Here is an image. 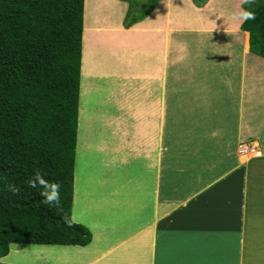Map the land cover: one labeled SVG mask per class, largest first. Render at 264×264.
<instances>
[{
	"label": "crops",
	"instance_id": "crops-1",
	"mask_svg": "<svg viewBox=\"0 0 264 264\" xmlns=\"http://www.w3.org/2000/svg\"><path fill=\"white\" fill-rule=\"evenodd\" d=\"M185 1L189 3V8L181 0L179 1L182 3H179L180 8L185 11L193 10L192 12L187 11L193 22L192 28L176 27L177 29H174L169 22L168 25H162V17L155 16L153 13L161 3L168 2L167 6L172 8V4L178 3V0H158L151 11L152 15L129 28H125L121 20L118 26L108 24L90 29L85 26L84 13L82 47L88 45L84 49V55L87 49L101 50L104 53L105 51L106 53L127 51V54L137 51L142 58L136 60L140 63L137 71L130 74L127 70L126 76L122 72V75L112 72L98 73L92 68H89L86 73L84 71L81 73L83 85L81 88L83 90L89 87V92H92V89L97 86L98 81L100 85L103 80L108 83L112 81L119 83L116 90L110 93V96L114 95L110 101L115 103V109L113 112L105 111L104 115L108 116L113 113L114 116H118L119 120L116 122L120 129L116 122L114 124L109 122L111 126L115 127V130L108 135L110 139L112 136H122V138H118V143H111V139L110 144L95 146L94 155L100 165L90 167L93 170L91 175L98 176V178H94L96 181L102 178L107 179L108 182L101 187L99 196L96 194L99 185L90 189L86 185L87 190L83 194L86 196V200L82 199L81 192L77 191V178L74 181L72 220L90 231L92 234L91 243L85 247L41 246L40 249H45L46 252L49 250L50 264H155L157 256L161 258L160 264H173L181 259L183 264L186 262L187 264H243L245 260H247L245 264H264V226L259 225L260 222L253 221L255 208L248 209L253 191L258 192L257 195L261 194L259 202L264 206V141L262 137L260 135L252 136L259 140L255 144L262 152L261 157L257 160L251 159L249 155L240 154V148H236V155L245 166L239 173L243 189L236 191V201L227 203L225 212L218 208L221 198H226L227 202L232 200L227 196L233 191H227L224 196L218 191L219 185L216 186V183V190L213 184L211 194L205 193L208 195V199L206 196L201 199V187L194 193L193 190L192 193L188 192L187 195H183V190L188 189L183 186L184 189L181 191L182 183H185L188 188L191 185L187 179L180 177L178 179L177 172L179 170L171 166L168 161L171 158L168 155L170 153V123L173 122H177V129H180V135H182L179 139L183 140L185 150L187 152H191L190 149L195 150V153H191L195 159L204 158L226 162L230 160L233 151L235 152L234 146L238 147L237 145L247 140L242 137L241 127L235 131H229L227 128H224L227 129L226 131L220 129V125L216 122L219 121L217 114L221 113L222 108L221 99L218 98L219 92L209 86L212 82L205 77H195V73L190 74L191 77L188 75L187 72L190 69L187 68L186 61L191 58L190 44H185L189 49L180 47L184 43L179 44L174 33H191L196 37L220 34L221 38L217 37L216 39L225 41L227 48L230 49V54L219 56L223 58V64L234 65L238 62L242 66L244 60L246 64L247 60L251 61L249 58L252 54L250 34L242 30V24L237 27L231 25L224 27L226 24L223 23L217 28L214 27L213 23L217 19L220 21L222 19L221 15H217V12L213 14V19L210 21H203L200 18L201 14L210 8L213 10L222 9L223 6L226 8L227 5H223V2H217V4L213 2L215 5L212 2L209 5L207 3L203 9H199L192 7L189 0ZM220 13L221 11L218 12V14ZM222 13H226V11ZM90 30L95 35L94 39L86 34ZM179 39L181 40L182 37ZM210 48H212L211 44ZM214 48H216V44ZM198 55L195 53L193 59L200 60ZM94 57L92 56L91 59L94 60ZM255 59H257L254 61L255 64L258 62L264 64L262 58L255 55ZM130 61L133 63L132 60ZM87 62L88 66H92L93 61ZM95 66L101 67L98 64ZM195 66L193 65L191 72L195 71ZM196 67L198 68V66ZM230 70V76H234L232 68ZM226 75L224 76L229 77L228 74ZM261 75L264 76V74ZM261 75L257 72L255 77L259 79ZM84 76L89 79H83ZM172 76L175 77L176 83L169 82V78L172 79ZM93 77L96 79H92ZM133 79L134 83H132ZM197 79L206 81L201 82L200 88L196 90ZM128 87L130 88L128 89ZM187 87H192L194 90L187 89ZM117 89L121 90V94L116 93ZM212 89L215 92H211ZM241 89L243 90V85ZM87 95L92 99L94 93L93 96L91 93ZM191 95H194L193 99H191ZM100 101L99 104L97 100H94L93 104L108 106L109 100L100 99ZM194 101L197 102L196 106L193 105ZM117 107L124 111L117 114ZM171 107L173 110H177L180 114L178 117L183 122L172 121L168 117L167 110ZM139 112H145V114L138 116ZM120 130L122 131L120 132ZM247 138L249 139V137ZM214 144L221 146V154L213 155L211 152L210 157H207V153H198L199 150L201 152L203 146ZM191 145H195V147ZM79 146L80 153H82L85 147L80 138L77 144V156ZM180 155L185 154L180 153ZM125 156H130L133 161L132 165H138L144 161L145 173L141 175L140 172L131 168L132 176L137 177L136 180L140 179V181L135 183L134 189H130L128 186H124L120 180L119 191L113 193L111 180L115 179L110 177L117 176L118 179L121 174L123 175V169L126 176V173L129 172L130 167L128 166L131 163L125 167L122 166V161L116 163L118 158ZM180 158L182 159V156ZM257 162L258 168H255V172H253L252 164ZM217 167L215 170H209L211 173L215 171L214 176H228L231 171L227 167L223 172L225 168ZM231 176L234 175H230L228 178ZM256 180L259 184L262 183L261 188L256 184ZM222 183L225 187H229L228 183ZM256 188L258 189L255 190ZM131 190L133 202L128 199V191ZM90 198H99V200L98 202L90 201ZM213 200H218V202ZM207 202L210 204L206 206ZM211 207L216 213L209 212ZM257 210L256 216L262 220L264 210L258 207ZM184 211L186 213H182ZM130 216L133 217L130 218ZM253 223L255 224L252 225ZM205 224L208 228L205 227ZM257 226H260V229L259 227L257 229ZM120 227H126L123 235L122 232L110 234V230L114 231L113 228H115L116 231ZM249 228L250 231L247 230ZM207 229H209L207 233H204ZM259 230L263 233L259 234Z\"/></svg>",
	"mask_w": 264,
	"mask_h": 264
},
{
	"label": "trees",
	"instance_id": "trees-1",
	"mask_svg": "<svg viewBox=\"0 0 264 264\" xmlns=\"http://www.w3.org/2000/svg\"><path fill=\"white\" fill-rule=\"evenodd\" d=\"M252 9L241 28L264 60V0ZM84 10L85 0H0V264L12 245L91 243L72 220ZM36 171L60 185L58 204L28 186Z\"/></svg>",
	"mask_w": 264,
	"mask_h": 264
},
{
	"label": "rangeland",
	"instance_id": "rangeland-1",
	"mask_svg": "<svg viewBox=\"0 0 264 264\" xmlns=\"http://www.w3.org/2000/svg\"><path fill=\"white\" fill-rule=\"evenodd\" d=\"M180 0H178V3L174 5L172 4V8L167 6L168 2L161 3L159 7H157L155 10L154 15H159L162 17V25H168V22L171 25L172 28H192V20L189 17L188 10L193 11L192 9L184 10L183 8H180L181 5L179 3ZM182 3H185L187 8H189V3H186L185 0ZM192 4V7L203 9L205 5L211 4V2L217 4V2H223V5H227L226 8L213 10L210 8L209 10H205L207 12H203L200 16V18L205 21L213 19V14L217 12V15H221L222 19H217L214 23V27H219L223 23L226 24L224 27H228L231 25L232 27H237L236 23L232 20V11H234L238 8L240 5V0H189ZM155 0H86L85 2V26L87 28H93L101 26H107L108 24H112L114 26H118L122 20V23L125 28H127V25L134 22L135 19L144 21L148 16L151 14L146 15L145 13L151 9H154L157 1ZM181 3V4H182ZM213 3V4H214ZM219 3V4H220ZM154 4V5H153ZM214 4V5H215ZM219 8V6H218ZM172 9V10H171ZM174 9V10H173ZM171 10V13H170ZM176 10V11H175ZM218 14V12H220ZM226 11V13H222ZM168 13V15H167ZM177 27V28H176ZM183 31V30H182ZM88 35L91 36V38H95V35L91 33L90 31H87ZM94 32V31H93ZM172 33V32H171ZM179 34V35H177ZM173 36V35H172ZM174 36L178 38L179 44H183L180 47L189 49L188 46H185V44H190L191 58L188 59L187 62V68L190 69L188 75L191 77L192 73H195V77H205L206 79L210 80L212 83H210L212 86L218 91V98L221 99V113L217 114L218 120L216 121L220 125V129L227 128L229 131H235L236 129H240V127L243 130V139H247L246 142L241 143L240 145H237L238 147H235V152L233 151V157L231 156L226 162L220 161V160H209V159H195L191 156V153H195V150H191V152H187L185 150L183 140L179 139L182 135H180V129H177V122L170 123V140H169V150L170 153L168 155L171 157L168 159L171 166H173L175 169L179 170L177 173L178 179L179 177L181 179H187L188 183H190V189L187 187L185 183H182L181 191L186 187L188 190H183V195H187L188 192L193 191V193L196 191V189H199L201 187V199H203L205 196L208 199V195L205 194L206 192L211 194V191L215 189L216 186L219 185L218 191L224 195L227 193V191L231 190L230 195L227 196L229 200L227 202L226 198H221V204L218 206L219 210L222 212H225V206L227 203L236 201V191L241 190L242 182L240 177V171L245 167L244 163H241L238 159L239 157L236 155V148L244 147L246 144L248 146H252L256 149H258L257 145L255 144L259 140L255 137L252 138V136L260 135L264 141V76L261 74H264V64L262 65L261 62H258L257 64L254 63L255 55H250V60H247V64L245 60L243 61V66L241 63L236 62L234 65H227L223 64V58L219 57L221 55H225L226 53L230 54V49L227 48V44L225 41L216 39L217 37L221 38L222 35L220 34H211V35H203L202 37H196L194 34H185V33H178L175 32ZM179 37L182 39L180 40ZM232 37V36H231ZM231 41V40H230ZM221 43V44H220ZM85 44V43H84ZM88 44V43H87ZM210 44L212 48H210ZM216 44V48H214V45ZM221 45V46H220ZM86 45L85 47H87ZM85 47H82V62L83 66H81V73H86L89 71V68H92L93 71H96L98 73H116L121 74V72L126 76L127 70L130 74H133L137 71V69L140 66L139 62H136L140 57L137 51H134L133 54H127V51H116L115 53H110L105 51V53L101 50L96 49H87L84 55V49ZM241 52V51H240ZM195 53L198 55V59H193V56H195ZM133 55V56H132ZM241 55V54H239ZM92 56L94 57V60H92ZM133 63H131V61ZM87 61H93L92 66L87 65ZM95 64L100 65L101 67H96ZM193 65L198 66V68L195 66V71L191 72V68ZM232 68V73H234V76H230ZM174 71V70H173ZM172 71V72H173ZM259 72V75H261L258 79L256 76V73ZM228 74L229 77H226ZM122 75V74H121ZM226 75V76H224ZM244 75V77H243ZM208 76V77H206ZM224 76V77H223ZM246 76V77H245ZM91 78V77H90ZM169 78V77H168ZM83 79H89L86 76L83 77ZM92 79H96L93 77ZM82 81V80H81ZM111 81V80H110ZM134 79L133 82L134 83ZM198 86L195 87V89H199L200 83L205 82V79H197ZM170 83H176L175 77L172 76V79L169 78ZM106 80H103L101 82L102 85H100L99 81L97 82V86L92 89V92H89V89L86 87L82 90H80V110H79V119H78V141L79 138L81 142L84 143L85 150L80 153V146L78 147V156L76 152V175L75 178H77V191L79 190L82 194V199L86 200V196H83L85 193L86 185L90 188L93 186L97 187L100 186L97 191V196L100 194V189L105 184H107V179L99 178V181H96L94 178H98L96 174L91 175L92 169L91 166L100 165L98 160L96 159V156L94 155L95 146L98 144H105L107 143H118V138L120 137H114L109 138L108 133L114 132L115 127L111 126L109 122L114 124L117 120V117L114 116L113 113L109 114L108 116L104 115V112H113L115 109V103H112L110 99L113 98L114 95L110 96L111 91H115L118 87V82H111L108 83ZM243 85V90L241 89ZM87 86V85H86ZM81 87H83L81 82ZM130 87H128L129 89ZM187 89L194 90L192 87H187ZM118 90V89H117ZM243 91V93H242ZM211 92H215L214 89L211 90ZM88 93H91V95L94 93V96L89 98ZM117 94H121V90H118L116 92ZM190 93V92H189ZM82 94V95H81ZM243 95V97H241ZM191 99L194 98V95H191ZM100 99L109 100L108 106L105 105H94L93 101L97 100V103L100 104ZM193 105L196 106L197 102H193ZM217 107L220 109L219 105L216 103ZM146 110V109H144ZM124 110L120 107H117V114L122 113ZM116 114V113H115ZM145 114V112H139L138 116H141ZM168 117L173 121H181L183 122L180 117H178L180 114L177 112V110H173V107H171L169 110H167ZM116 117V118H115ZM139 119V118H138ZM117 123V122H116ZM119 129L120 126L117 123ZM116 125V127H117ZM109 128V130H107ZM227 129H224L223 131H226ZM122 130H120L121 132ZM249 137V139L246 137ZM236 136V135H235ZM260 139V138H259ZM194 146L195 145H191ZM197 146V145H196ZM223 147V146H222ZM259 150V149H258ZM219 153L221 154V146L219 144L214 145H206L203 146V149L198 151L199 154L201 153H207V157H210V153ZM179 153V154H178ZM180 153H184L185 155H180ZM182 156V159L180 158ZM197 156H199L197 154ZM173 159V160H171ZM257 160V159H256ZM261 160V159H260ZM112 161V159H111ZM122 161V166H128L129 163H131L128 167L129 172L125 175V170L123 169V175L117 179V176L110 177L112 183V191L113 193H116L119 191L120 186V180L123 182L124 186H128L130 189H134L135 183L139 182V180H136L137 177H133L131 174L132 169H135L137 172H140L141 175L145 173V167L144 161H141L140 164L132 165V160L130 159V156L120 157L118 158L117 164ZM256 162V161H253ZM252 162V163H253ZM142 163V164H141ZM219 163V164H214ZM173 164V165H172ZM257 164H252V170L255 172V168L257 167ZM225 168L223 169V172L228 167L231 169L228 176H214L215 171L212 173L209 170H212L216 167ZM79 167V169H78ZM217 167V168H218ZM132 168V169H131ZM228 170V169H227ZM104 175V174H102ZM139 175V176H141ZM230 175V178H228ZM171 176H173L171 174ZM105 177V176H103ZM176 178V177H175ZM79 180H81L79 182ZM199 180V181H197ZM255 180V179H254ZM253 180V181H254ZM76 181V179H75ZM83 181L85 184L83 185ZM104 181H106L104 183ZM118 181V182H117ZM195 181V182H194ZM228 183L229 187H225L222 183ZM75 183V182H74ZM133 184V185H132ZM256 184L261 188L260 185L262 183H258L256 180ZM184 186V187H183ZM238 186V187H237ZM212 187V188H211ZM76 188V185H75ZM256 188L255 190H257ZM216 190V189H215ZM186 191V192H184ZM132 190L128 191V199L132 201L131 195ZM192 193V192H191ZM258 192L253 191L251 193V198L249 201V208L248 209H254L255 213L253 214V221L255 223H259V225L264 226V218L260 220L256 214L258 213L257 207L261 210H264V206L260 204L259 197L261 194H258ZM225 196V195H224ZM125 198H127L124 195ZM231 197V198H230ZM98 199L90 198V201L98 202ZM217 201L218 200H213ZM150 202V201H149ZM98 205V203H95ZM210 203L207 202L205 204L206 206ZM257 206V207H256ZM247 209V210H248ZM118 211V208L116 209ZM211 213H214L215 210L212 209L209 211ZM112 213V212H111ZM186 213V211L182 212ZM216 213V212H215ZM133 216H130L132 218ZM130 220V219H129ZM123 223V222H122ZM253 223L252 225H254ZM207 226V224H205ZM125 226V225H124ZM204 227V228H205ZM260 229V226H257V229ZM116 228V227H115ZM110 230V234H120L122 232V235L124 233V228L126 227H120L118 230L115 231ZM209 229L205 230L204 233H207ZM250 231V228L247 229ZM261 230H259V234H262ZM264 237V235H263ZM248 246L246 245V248ZM41 246H35V245H12L10 248V253L8 257L2 260L5 264H50V259H46V250L43 251V249H40ZM39 249V250H38ZM161 258L157 256L156 263L160 264ZM247 260L244 261L243 264H245ZM250 262V261H248ZM173 264H183V260H178L177 262ZM187 264V262L185 263Z\"/></svg>",
	"mask_w": 264,
	"mask_h": 264
},
{
	"label": "clouds",
	"instance_id": "clouds-1",
	"mask_svg": "<svg viewBox=\"0 0 264 264\" xmlns=\"http://www.w3.org/2000/svg\"><path fill=\"white\" fill-rule=\"evenodd\" d=\"M256 0H240V5L232 13V20L237 26L250 21L255 20V12L252 9ZM247 145V144H246ZM262 153V152H261ZM29 187H39L41 195L44 197V203L47 205H54L59 203V188L60 185L49 182L41 175L40 171H36L28 181ZM37 246V245H35ZM5 259V258H4Z\"/></svg>",
	"mask_w": 264,
	"mask_h": 264
},
{
	"label": "built area",
	"instance_id": "built-area-1",
	"mask_svg": "<svg viewBox=\"0 0 264 264\" xmlns=\"http://www.w3.org/2000/svg\"><path fill=\"white\" fill-rule=\"evenodd\" d=\"M243 149L242 152L245 153V155H249L251 159H259L261 157V151L252 146L245 145Z\"/></svg>",
	"mask_w": 264,
	"mask_h": 264
},
{
	"label": "bare ground",
	"instance_id": "bare-ground-1",
	"mask_svg": "<svg viewBox=\"0 0 264 264\" xmlns=\"http://www.w3.org/2000/svg\"><path fill=\"white\" fill-rule=\"evenodd\" d=\"M243 148H245V146L244 147H240V149H239V153L240 154H245V153H243L242 151L244 150ZM80 149V148H79ZM83 154V153H82ZM78 169H79V167H78ZM81 180H79V182H80ZM39 250V249H38ZM45 249H43V251H44ZM50 257H51V254H50V252H49V250L46 252V259H50Z\"/></svg>",
	"mask_w": 264,
	"mask_h": 264
}]
</instances>
